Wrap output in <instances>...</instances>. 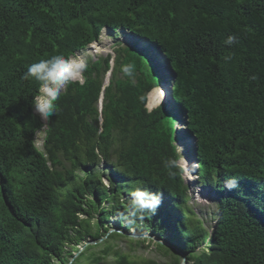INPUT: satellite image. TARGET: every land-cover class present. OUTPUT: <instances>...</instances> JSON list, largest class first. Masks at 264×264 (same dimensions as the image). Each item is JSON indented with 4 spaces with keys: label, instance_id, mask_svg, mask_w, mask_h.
<instances>
[{
    "label": "trees",
    "instance_id": "trees-1",
    "mask_svg": "<svg viewBox=\"0 0 264 264\" xmlns=\"http://www.w3.org/2000/svg\"><path fill=\"white\" fill-rule=\"evenodd\" d=\"M103 27L144 38L164 55L174 109H147L161 78L136 43L122 45L105 87L109 55L86 62L83 84L65 86L40 151L34 137L43 123L32 103L39 82L23 79L28 65L70 58ZM228 36L236 38L231 46ZM129 62L134 79L120 71ZM179 119L194 141L198 178L218 199L210 236L198 220L187 223L193 213L182 208V169L177 163L169 175L164 167L180 158ZM110 154V190L91 169L77 176ZM230 177L239 182L233 190L224 187ZM126 187L168 198L172 211H136L119 201ZM126 214L130 225L109 233V217ZM131 229L171 235L156 246L173 264L180 260L174 251L192 264H264V0H0V264H162L114 249L116 238L129 240L131 251L144 241L133 244ZM87 239L76 256L67 250Z\"/></svg>",
    "mask_w": 264,
    "mask_h": 264
},
{
    "label": "rangeland",
    "instance_id": "rangeland-1",
    "mask_svg": "<svg viewBox=\"0 0 264 264\" xmlns=\"http://www.w3.org/2000/svg\"><path fill=\"white\" fill-rule=\"evenodd\" d=\"M138 41L137 37L132 36L131 34H128V32H124L122 30L113 32L111 30L104 29L101 32V35L99 36L97 41L92 42L89 46H87L84 50L77 51L73 54V59L76 60H84L85 62L87 60H95L99 57H104L106 55H111V61L109 63L110 65V71L104 75L103 78V87H105L109 80L110 76L112 74V70L114 68V59L116 56L115 49L120 48L122 45H130L132 43H136ZM144 45V44H143ZM147 50H150L151 54L154 57L162 58V64L165 66L164 70L168 69V65L164 60V57H158L156 56V51L153 50L150 45L146 46ZM154 63V60H153ZM163 69L159 70L160 72L164 71ZM171 72L170 69L166 71V75H162V79L168 77H171L169 73ZM65 89V88H64ZM63 89V90H64ZM62 90V91H63ZM156 89L152 90L150 94L148 95V100L146 103L147 109L150 111L156 106L164 103L167 106V109L171 111V109H174L171 105V102L169 99L166 100V96L163 97L164 99H160L158 94L155 91ZM102 96L100 95L98 102H97V110L100 114L101 108H102ZM176 107V106H175ZM35 116H37L41 122L43 123V127L38 130L34 137V142L36 147L43 151V139L45 137V130L47 127V120H42L39 115H37L34 111ZM175 116H179L180 112L177 110V107L174 110ZM184 122L182 120H178L174 123V127H176L175 131V145L177 148V151L180 155V159L178 160V165L182 169V173L185 179V185L187 188L186 194H187V200L183 203L182 208L186 209L187 211H191L193 213L192 216H190V220L187 222L189 224V227L193 226V222L195 220H198L200 222V227L203 228L207 235L210 236L211 232L213 231L214 227V220H216V214L218 212V199L214 196L213 191L210 188H207L202 185L200 182V179L198 178L197 174V168L196 164L192 162V156L190 155L191 149L193 147V138L186 135V131L182 126ZM102 124V117H99L98 120V127L100 128ZM184 141H187V146H184L182 143ZM186 143V142H185ZM116 145H114V149H116ZM100 159L94 166H86L85 169H79L76 171V174L78 177L83 176L86 169H91L94 172H98L101 175L102 182L107 190H110L112 187L109 183L108 177L114 176V165L116 162V156L114 154H110L108 159H101V156H99ZM68 167V166H65ZM118 180H121L119 177ZM138 190V188H124V190L121 193L119 201L124 203H132V193L134 191ZM159 197V204L166 207L169 211H172L171 207L169 206L171 204V200L168 198L158 194L153 193ZM105 206H108L106 204ZM188 214V213H185ZM188 217V216H187ZM98 216L96 214L92 215L91 223H94V220L97 219ZM140 222V221H139ZM124 225H130L128 214H126V217L123 220H119L117 216L112 215L109 217L108 222L105 224V227L108 228L109 233L114 231H122ZM128 235L133 239L132 243L135 244V241H142L138 246H135L134 249L131 251L129 240L124 238H116L113 240L112 245L114 246V249H118L122 252H126L134 256L136 259H143L148 260L151 259L157 263L162 264H173V259L170 256H167L163 254L162 250L158 249L156 244L157 243H163L166 244L168 241L165 240L167 237H171L169 234H164L162 237H158L155 234H145L142 236L136 235V233L131 229L128 233ZM105 239V238H104ZM101 242V241H100ZM207 242V241H206ZM85 243V244H84ZM92 243L90 239H87L86 242L80 243L79 245H76L74 247L67 248L68 251L72 252L75 256L77 253H75V249L78 248L81 252L85 245ZM102 243H99L96 245V247L93 248L95 252L100 250L102 248ZM204 245L199 247V250L204 249ZM175 254L179 255L180 258L178 264H192V261H186V256H184L180 251H174ZM112 259V258H111ZM71 260V259H70ZM53 264H62L59 262L54 261ZM80 264H87L84 262H81Z\"/></svg>",
    "mask_w": 264,
    "mask_h": 264
},
{
    "label": "clouds",
    "instance_id": "clouds-1",
    "mask_svg": "<svg viewBox=\"0 0 264 264\" xmlns=\"http://www.w3.org/2000/svg\"><path fill=\"white\" fill-rule=\"evenodd\" d=\"M104 29H107L108 31L110 30L107 27H103L99 32V36L101 35L102 30H104ZM120 30H122V29H119V30H116L113 32H117ZM122 31L128 32L126 30H122ZM128 34H131L132 36H134L130 32H128ZM99 36H98V38H99ZM134 37H136V36H134ZM137 39H138V41L136 42V44L138 45L139 49L142 46L143 42H145L149 46V43L146 39H144V38H137ZM235 40H236V38L234 36H228L227 39L224 41V44L231 46L235 42ZM91 43H89L87 46H89ZM132 44H130V45H132ZM140 50L146 52L147 55H149L150 63L153 65L155 72L161 78L160 84L158 86L154 87L152 90H154V89L159 90V89H161L162 84L166 83V85L168 87L167 93H166L167 94L166 100L169 99L170 102H172V98L170 95L171 94L170 88H171V83L173 81V75H174L173 72L171 71L169 73V75H171V77L167 76L166 78L162 79V75H166L167 73L164 74V72L168 71V69H170V67L167 66L168 69L164 70L165 66L162 64L164 71L160 72L159 70H161V69H156V67H157V64H159L158 60L160 62H162V58H157V57L153 58V56L151 54H149V52L150 53H152V52L150 50H147V48L146 49H140ZM155 51H156V56L164 57V55L161 54L159 51H157V50H155ZM72 56L73 55H71L70 57H72ZM109 56H110V61H111V55H109ZM229 59H231V56L225 57V60H229ZM153 60H154V63H153ZM164 60H165V58H164ZM110 61H109V63H110ZM86 62L82 59L76 60L73 58H67L63 54H55V55H51L48 58L40 59L38 62H35V63L28 65L27 71L23 75V79H25V80L32 79V80L39 82V88H38L36 94L33 96L32 103L34 105L35 113L37 115H39V117L42 120H48L50 116L56 115V112H57V103L56 102L60 99L61 92L65 88L66 85H68L72 82H77V81L81 84L84 83V73L87 71V68H88V65ZM165 62L167 63L166 60H165ZM108 71H110V65H109ZM108 71L106 73H108ZM120 71L123 73V75L125 77H127L129 79L135 78L136 68H135L134 63L129 62L126 64H122L120 67ZM106 73H105V75H106ZM102 92H103V89L101 90V93H100V95L103 98ZM171 110H173V109H171ZM182 128H184V126H182ZM184 130H185V128H184ZM43 143H44V139H43ZM190 155L192 156V162L196 164V168L198 171V163L193 158L192 149H191ZM164 167L169 171V175H174L175 173L172 170L177 167V161L174 159H168L167 161L164 162ZM238 183L239 182H238L237 178L230 177L228 180H226L224 182V187L227 190H233L234 188L238 187ZM159 202H160L159 197L157 195L150 193L146 190L138 189L132 193V207L138 212L143 213L145 211H154L155 207L158 206Z\"/></svg>",
    "mask_w": 264,
    "mask_h": 264
},
{
    "label": "bare ground",
    "instance_id": "bare-ground-1",
    "mask_svg": "<svg viewBox=\"0 0 264 264\" xmlns=\"http://www.w3.org/2000/svg\"><path fill=\"white\" fill-rule=\"evenodd\" d=\"M144 44V45H143ZM146 46H148L145 42H143L142 43V46L140 47V49H146L147 47ZM158 62H159V64H157V67H156V69H163V65H162V63L158 60ZM164 74H166V72H164ZM167 89H168V87H167V85H165L164 83L162 84V87H161V89H156L155 91L157 92V94H158V96H159V98L160 99H164L163 97H165V96H167ZM150 94V93H149ZM186 142V143H185ZM187 141H184L182 144L184 145V146H187ZM179 154V153H178Z\"/></svg>",
    "mask_w": 264,
    "mask_h": 264
},
{
    "label": "crops",
    "instance_id": "crops-1",
    "mask_svg": "<svg viewBox=\"0 0 264 264\" xmlns=\"http://www.w3.org/2000/svg\"><path fill=\"white\" fill-rule=\"evenodd\" d=\"M166 85V83H164Z\"/></svg>",
    "mask_w": 264,
    "mask_h": 264
}]
</instances>
